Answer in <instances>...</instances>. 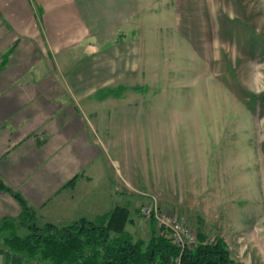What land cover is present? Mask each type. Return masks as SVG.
Returning a JSON list of instances; mask_svg holds the SVG:
<instances>
[{"label":"rangeland","instance_id":"1","mask_svg":"<svg viewBox=\"0 0 264 264\" xmlns=\"http://www.w3.org/2000/svg\"><path fill=\"white\" fill-rule=\"evenodd\" d=\"M78 2L97 51L84 75L98 80L74 102L117 161L113 186L115 166L133 186L122 199L132 240H150L139 208L154 199L196 238L218 237L234 260L264 264V0ZM82 51L63 63L48 55L52 67L32 75L76 74ZM10 232L0 229V251ZM0 264H12L2 252Z\"/></svg>","mask_w":264,"mask_h":264},{"label":"crops","instance_id":"2","mask_svg":"<svg viewBox=\"0 0 264 264\" xmlns=\"http://www.w3.org/2000/svg\"><path fill=\"white\" fill-rule=\"evenodd\" d=\"M84 17L78 0H0V179L38 219L58 227L79 218L101 221L115 207L130 213L122 200L133 187L129 178L115 166L113 186L117 161L74 102L91 94L88 89L98 80L84 75L97 52ZM78 48L86 56L82 66H74L79 77L75 70L66 76L53 70L32 75L41 63L43 69L52 67L48 55L63 63L64 53ZM20 215L17 200L0 190V219ZM129 219L124 230L132 236L131 214ZM146 224L156 234L155 224Z\"/></svg>","mask_w":264,"mask_h":264},{"label":"trees","instance_id":"3","mask_svg":"<svg viewBox=\"0 0 264 264\" xmlns=\"http://www.w3.org/2000/svg\"><path fill=\"white\" fill-rule=\"evenodd\" d=\"M0 190L17 200L21 207L19 218L29 231L18 236L16 219H0V229L11 230L2 241L7 251H0L6 263L11 260L12 264H23V260L35 259L46 264H170L180 255V264H244L231 257L222 239L207 238L202 233L197 234L199 243L195 247L182 251L162 234H152L147 243L133 241L124 230L130 220L126 208L115 207L98 222L79 218L62 227L51 223L39 227L34 210L1 179Z\"/></svg>","mask_w":264,"mask_h":264},{"label":"built area","instance_id":"4","mask_svg":"<svg viewBox=\"0 0 264 264\" xmlns=\"http://www.w3.org/2000/svg\"><path fill=\"white\" fill-rule=\"evenodd\" d=\"M139 212L141 216L152 221L156 228L162 231V235L167 237L173 245L179 247L180 251L186 247H195L199 243L189 227L162 211L154 199L150 204L141 206ZM170 264H180V255L173 259Z\"/></svg>","mask_w":264,"mask_h":264}]
</instances>
